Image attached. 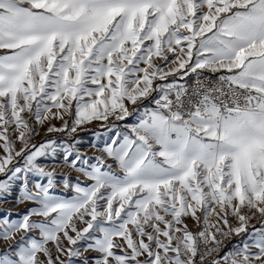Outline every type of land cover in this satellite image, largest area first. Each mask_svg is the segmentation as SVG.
<instances>
[{"label": "snow or ice", "instance_id": "snow-or-ice-1", "mask_svg": "<svg viewBox=\"0 0 264 264\" xmlns=\"http://www.w3.org/2000/svg\"><path fill=\"white\" fill-rule=\"evenodd\" d=\"M0 245L264 264V0H0Z\"/></svg>", "mask_w": 264, "mask_h": 264}, {"label": "rangeland", "instance_id": "rangeland-1", "mask_svg": "<svg viewBox=\"0 0 264 264\" xmlns=\"http://www.w3.org/2000/svg\"><path fill=\"white\" fill-rule=\"evenodd\" d=\"M190 80H191V79L188 80V83L190 82ZM129 123H131V119L129 120ZM89 127H91V126H89ZM79 135H80L81 137H83L85 140H87V139L90 138V133H89V132H81ZM61 138H64V137H61ZM88 154H89V155L92 154L91 150H89V153H88ZM6 207H7V205H6ZM14 211H15V209H14ZM253 223H255V222H253ZM229 247H231V245H229ZM0 250H2V245H0Z\"/></svg>", "mask_w": 264, "mask_h": 264}, {"label": "built area", "instance_id": "built-area-1", "mask_svg": "<svg viewBox=\"0 0 264 264\" xmlns=\"http://www.w3.org/2000/svg\"><path fill=\"white\" fill-rule=\"evenodd\" d=\"M194 80H195V77L193 76V77L191 78L189 84H192V83L194 82Z\"/></svg>", "mask_w": 264, "mask_h": 264}]
</instances>
